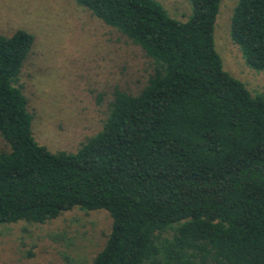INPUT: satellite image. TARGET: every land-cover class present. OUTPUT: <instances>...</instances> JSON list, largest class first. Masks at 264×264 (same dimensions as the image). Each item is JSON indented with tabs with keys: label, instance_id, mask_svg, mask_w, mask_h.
<instances>
[{
	"label": "trees",
	"instance_id": "trees-1",
	"mask_svg": "<svg viewBox=\"0 0 264 264\" xmlns=\"http://www.w3.org/2000/svg\"><path fill=\"white\" fill-rule=\"evenodd\" d=\"M152 63L132 94L115 88L102 128L74 152L32 133L16 85L33 43L0 35V224L74 208L111 218L89 264H264V95L224 70L221 0H188L186 21L157 0H74ZM231 39L264 70V0H238Z\"/></svg>",
	"mask_w": 264,
	"mask_h": 264
},
{
	"label": "rangeland",
	"instance_id": "rangeland-1",
	"mask_svg": "<svg viewBox=\"0 0 264 264\" xmlns=\"http://www.w3.org/2000/svg\"><path fill=\"white\" fill-rule=\"evenodd\" d=\"M157 1L177 20L191 14L188 0ZM237 2L220 1L214 46L224 70L252 95H264V70L249 67L231 39ZM17 29L31 33L33 43L16 85L35 140L51 152H74L102 128L113 90L136 94L152 72L139 46L74 0H0V35ZM110 225L105 210L77 208L42 224H0V264H89Z\"/></svg>",
	"mask_w": 264,
	"mask_h": 264
}]
</instances>
